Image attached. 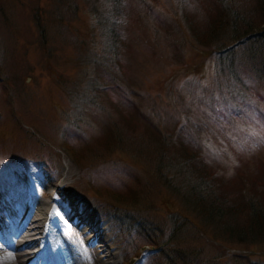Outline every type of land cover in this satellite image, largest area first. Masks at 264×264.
<instances>
[{
  "label": "rangeland",
  "instance_id": "obj_1",
  "mask_svg": "<svg viewBox=\"0 0 264 264\" xmlns=\"http://www.w3.org/2000/svg\"><path fill=\"white\" fill-rule=\"evenodd\" d=\"M225 1L257 23L263 0ZM218 2L128 0L114 55L104 2L94 17L89 0H0V180L42 174L62 196L94 203L119 264H264V244L215 235L165 183L174 169L157 168L161 139L151 126L183 130L207 153L223 193L264 195V77L257 69L239 82L221 76L216 50L194 37L217 22ZM95 61L110 63L115 77L104 79ZM118 79L122 98L107 89ZM93 87L105 89L101 100ZM65 168L75 174L67 182ZM34 184L31 195L46 200Z\"/></svg>",
  "mask_w": 264,
  "mask_h": 264
},
{
  "label": "trees",
  "instance_id": "obj_2",
  "mask_svg": "<svg viewBox=\"0 0 264 264\" xmlns=\"http://www.w3.org/2000/svg\"><path fill=\"white\" fill-rule=\"evenodd\" d=\"M218 1L217 4L220 5V8L217 9L220 11L217 15V22L214 20L212 25L207 26L206 33L203 34L193 29L196 42L216 50L220 63L218 71L221 76L225 77L226 75L227 78L239 82L242 78L241 72H253L257 69L255 73L264 77V0L257 2L255 6V11L258 10L255 13L257 23H253V20L246 14L240 16L237 9L227 8L225 0ZM89 2H91L90 12L94 17H103L104 15L100 9L101 2L110 7L109 17H105L111 23L110 26H107L109 27L108 49L109 53L116 55L120 42L118 21L127 14L128 0H89ZM97 20L100 25H105V20L103 22L101 19ZM228 32L233 38L230 39V42L234 43L232 45L225 39L229 36ZM239 64L246 67H241ZM95 66L104 79L108 78V75L111 79L115 77L114 72L110 70V63L95 61ZM104 72L109 73L107 77ZM106 83L107 89L116 90L119 97L122 98V93L126 90L121 91L123 88L120 79L116 83L118 87H115L114 81L109 83L106 81ZM95 88L98 87H93L90 91L92 93L93 90L94 95L97 93L96 100L98 98L101 100L102 94L106 91L105 89L102 92L98 89L95 91ZM128 89L131 93L138 94V89L129 86ZM96 100L94 97L91 99L93 102ZM151 128L155 136L161 139V141L159 140L161 155L157 165L158 170L164 173L166 169H174L172 174L165 178V183L197 214L203 224L210 228L215 235L228 242L264 244V195L238 200L223 193L219 188L217 177L209 170L207 153L197 145L194 135L184 134L183 130L174 135L158 132L157 127L154 126ZM177 145L180 148L174 154L171 149L172 146ZM115 198L117 201L123 202L118 196ZM118 218L116 217V219ZM146 236L148 237V234ZM237 258L241 259L242 264H257L249 257Z\"/></svg>",
  "mask_w": 264,
  "mask_h": 264
},
{
  "label": "bare ground",
  "instance_id": "obj_3",
  "mask_svg": "<svg viewBox=\"0 0 264 264\" xmlns=\"http://www.w3.org/2000/svg\"><path fill=\"white\" fill-rule=\"evenodd\" d=\"M63 171L64 182L74 178L70 168ZM30 177L17 173L0 180V264H119L115 234L107 235L110 225L94 203L62 196L63 187L47 176ZM35 181L46 200L31 195ZM23 229L26 237H17ZM77 234L85 247L74 243Z\"/></svg>",
  "mask_w": 264,
  "mask_h": 264
}]
</instances>
